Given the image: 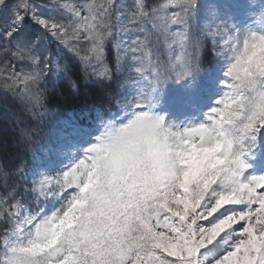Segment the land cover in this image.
Instances as JSON below:
<instances>
[{"label":"snow or ice","instance_id":"obj_1","mask_svg":"<svg viewBox=\"0 0 264 264\" xmlns=\"http://www.w3.org/2000/svg\"><path fill=\"white\" fill-rule=\"evenodd\" d=\"M197 3L167 0L149 13L144 0H134L127 10L116 0H86L80 6L61 5L72 18L62 23L38 16L29 0L11 8L8 0H0V53L30 69L18 74L6 61L0 75L7 72L5 87L33 104L39 103L38 85L50 60L43 37L25 33L29 13L45 35L77 55L80 43H86L80 59L86 65H102L98 76L109 81L105 41L112 35L113 17L117 21L127 17L134 24L137 18L152 15L171 38L169 48H179L170 67L153 64L146 48L131 49L140 53L132 57V71L144 77L150 88H141L139 98L130 107L125 104L119 115L102 118L99 132L84 146L67 150L69 163L57 177L35 170L30 187L19 193L16 185L8 186L9 172H0L7 189L0 196V220L5 221L0 264H204L205 259L210 264H264V175L245 178L250 168L245 157L252 155L264 134V79L257 80L264 73L234 78L224 74L225 92L206 114L208 123L185 128L187 139H179L177 146L162 154H150L137 144L121 145L113 136L117 125L123 126V135L143 127L159 87L170 79L183 81L194 68L198 70L196 53L201 45L187 31ZM170 7L178 9L171 16ZM258 24L264 30V14ZM206 35L217 56H224L234 39L226 28ZM217 39L222 43L217 44ZM149 70L151 79L145 76ZM213 135L222 137L216 143L228 145L221 157L224 166L217 169L206 166L207 157L196 151L194 143L196 136L202 145ZM28 192L33 199L26 203L23 197ZM48 201L54 202L51 210ZM32 204L37 205L35 210ZM232 236L239 239L226 254L205 255Z\"/></svg>","mask_w":264,"mask_h":264},{"label":"rangeland","instance_id":"obj_2","mask_svg":"<svg viewBox=\"0 0 264 264\" xmlns=\"http://www.w3.org/2000/svg\"><path fill=\"white\" fill-rule=\"evenodd\" d=\"M19 2L20 0H8V7L11 8ZM29 2L38 16L53 17L62 23H68L72 18L62 9L61 5L80 6L86 0H29ZM133 2L134 0H116V4L122 5L125 10L131 8ZM165 3L167 1L156 8ZM176 11L178 9L170 7L169 16ZM148 12L151 13L152 10ZM262 14H264V0H198L188 20L187 31L192 40L199 41L201 45L202 55L196 53L201 71L179 83L175 79H170L167 84L160 86L153 94L152 103L155 106L153 111L166 114L170 121L179 124L182 128L207 124L206 114L216 107V101L225 92L223 84L226 80L224 74L228 55L226 53L224 56H217L212 41L206 33L216 31L218 28L228 29L230 34L245 30L261 31L258 21ZM30 17L31 13L25 22V33L30 38L43 37V50L50 60V67L45 70V75L38 85L39 103L33 104L15 95L5 87L7 72L0 75L2 109L5 112L1 118L12 125L15 124L14 148L24 153L22 156L26 160V163L22 165L23 171L14 174L13 178H18L17 183L25 182L26 187H30L35 170L43 169L51 177H57L60 172L66 170L65 165L69 163L67 150L84 146L92 135L99 132L102 118L106 120L113 114L119 115L125 104L130 107L133 101L141 95V88L148 91L150 85L147 84L145 78L132 71L134 67L132 57L140 53H133L131 49L146 48L152 54L153 64L158 61L161 66L170 67L176 63L179 55L177 45L169 48L171 38H166L161 22L155 20L152 15L146 19L137 18L134 24H129L127 17L120 21L113 17L112 35L105 41V64L111 72L109 81L98 76L102 65L94 63L86 65L80 59L87 48L86 43H80V54L77 55L59 40L45 35L43 29ZM122 25L126 26L124 30H121ZM220 43L222 41L217 39V44ZM117 45H119V50ZM6 61L18 74L30 70L21 62L12 60L10 55L3 53H0V70H3ZM57 65L65 71H60ZM73 67H76L81 75L82 87L88 89L93 85H103L107 88V92L103 93L104 100L83 103L82 106L66 109L67 111L49 108L46 105L45 96L58 84H65L77 94L78 84L72 76ZM152 75L151 70L145 73L148 79H151ZM9 107L10 112H7ZM19 108H21L20 111ZM245 159L250 165L246 179L264 175V134H261L252 155ZM18 165H15V168ZM18 192L23 193L24 191L18 188ZM5 193V188H1L0 196ZM67 194L66 192L65 195ZM23 198L27 203L33 199V196L31 192H28ZM41 203L44 202L41 201ZM53 203V201L47 202L48 210H51ZM31 207L35 210L37 205L32 204ZM204 223L207 224V221ZM4 226L5 221L0 220V231L4 229ZM238 239V236H232L227 239V243L222 240L205 255H214L219 258L220 255L231 250ZM204 264H210V261L205 259Z\"/></svg>","mask_w":264,"mask_h":264},{"label":"clouds","instance_id":"obj_3","mask_svg":"<svg viewBox=\"0 0 264 264\" xmlns=\"http://www.w3.org/2000/svg\"><path fill=\"white\" fill-rule=\"evenodd\" d=\"M237 33L240 35L237 37L234 34V39L227 51L228 63L225 74L234 78L246 76L249 73H264V30H245ZM199 71H201L199 66L198 70L194 68L191 76ZM261 79L264 77H257L258 81ZM122 127V125H117L113 130V136L119 140L121 145L137 144L144 151L153 155L162 154L177 146L178 140L181 138L187 139V137H183L187 127L182 128L179 124L170 121L166 114H158L154 111L148 114L143 127L129 131L127 135L120 132ZM216 139H222V137L209 136L201 145L200 136L194 138V143L197 145L196 151L207 157L205 164L211 169L224 166L221 157H224L228 152L227 143H216ZM232 155L234 156L235 152Z\"/></svg>","mask_w":264,"mask_h":264},{"label":"trees","instance_id":"obj_4","mask_svg":"<svg viewBox=\"0 0 264 264\" xmlns=\"http://www.w3.org/2000/svg\"><path fill=\"white\" fill-rule=\"evenodd\" d=\"M164 1L167 0H145L144 4L148 10H152L160 6ZM72 76L78 84L77 94H75L73 90L71 91V89L67 88L65 84H58L50 92H47L45 96L47 102L46 105L49 108L58 110L72 109L82 106L81 104L83 103H94L104 100L105 95L103 93L107 92V88L105 86L93 85V87H88V89H86V87H82L81 75L76 67H73ZM1 97L2 93H0V172L3 170H7L9 172L8 186L16 185L17 189L19 188L24 191L26 184L24 182L17 183L18 178H13V175L19 173L14 172V170L22 168V165L26 163V160L23 159L24 153L19 150L17 151V149L14 148L16 141V132L14 130L15 124L12 125L10 122L1 118L2 114L5 113L2 109L3 103L1 101ZM12 106L14 107L15 105ZM10 107L7 109V112H10ZM20 110L21 108H19V111ZM17 164L19 165L15 168V165ZM3 187L4 183L2 179L0 180V191ZM5 191H7L6 188Z\"/></svg>","mask_w":264,"mask_h":264}]
</instances>
